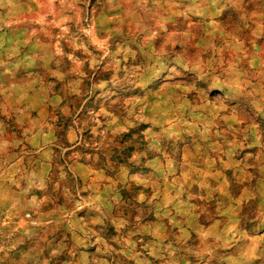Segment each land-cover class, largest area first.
<instances>
[{
	"label": "rangeland",
	"instance_id": "obj_1",
	"mask_svg": "<svg viewBox=\"0 0 264 264\" xmlns=\"http://www.w3.org/2000/svg\"><path fill=\"white\" fill-rule=\"evenodd\" d=\"M0 264H264V0H0Z\"/></svg>",
	"mask_w": 264,
	"mask_h": 264
}]
</instances>
